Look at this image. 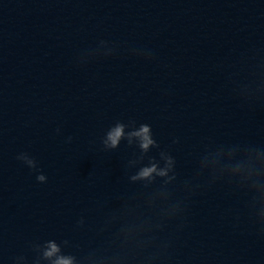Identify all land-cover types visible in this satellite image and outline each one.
Masks as SVG:
<instances>
[{"label":"water","instance_id":"obj_1","mask_svg":"<svg viewBox=\"0 0 264 264\" xmlns=\"http://www.w3.org/2000/svg\"><path fill=\"white\" fill-rule=\"evenodd\" d=\"M60 259L264 264V0H0V264Z\"/></svg>","mask_w":264,"mask_h":264},{"label":"clouds","instance_id":"obj_2","mask_svg":"<svg viewBox=\"0 0 264 264\" xmlns=\"http://www.w3.org/2000/svg\"><path fill=\"white\" fill-rule=\"evenodd\" d=\"M149 128L147 126H141L140 130L138 132L133 133V135L137 136L141 140L140 147L144 150L147 151L149 149L150 145H153L154 141L149 135ZM123 135V128L122 126H117L115 129H113L107 137V141L110 142V146L112 148L117 147L121 137ZM156 172V167L153 165L152 167H146L143 168L140 173L139 177L140 178H148L152 175V173ZM159 175H165L164 172H160ZM37 179L41 182L45 180V177L43 175H40L37 177ZM51 251L47 253L48 256H52L54 253L58 251L57 247L55 244L50 245ZM57 264H71L70 260L66 259H60L57 261Z\"/></svg>","mask_w":264,"mask_h":264}]
</instances>
